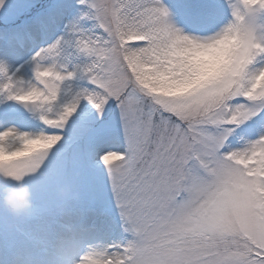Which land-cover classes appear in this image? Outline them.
<instances>
[{
	"label": "snow or ice",
	"instance_id": "snow-or-ice-1",
	"mask_svg": "<svg viewBox=\"0 0 264 264\" xmlns=\"http://www.w3.org/2000/svg\"><path fill=\"white\" fill-rule=\"evenodd\" d=\"M79 3L87 11L34 52L30 76L0 60L7 183L31 187L73 162L106 174L130 238L77 264H264V0ZM217 18L220 32L194 34ZM252 122L256 138L233 148Z\"/></svg>",
	"mask_w": 264,
	"mask_h": 264
},
{
	"label": "rangeland",
	"instance_id": "rangeland-1",
	"mask_svg": "<svg viewBox=\"0 0 264 264\" xmlns=\"http://www.w3.org/2000/svg\"><path fill=\"white\" fill-rule=\"evenodd\" d=\"M164 2L166 4H171L174 2V0H164ZM51 4L53 5V7L58 6L59 8L62 9L63 12L62 16L57 20V22L54 25L48 27L47 30L42 31L41 29H37L34 24V22L39 19L37 15L40 13V11L46 10L49 6H51ZM1 11L2 13L0 12L1 14L0 20H2L3 24L0 25H7L14 23L21 24L24 21L34 18L28 24V28L31 29L32 28L31 25L34 24L36 28V32L34 34L36 36L34 40H36L37 44H39V40H41V37L45 39V37L52 38L54 36L53 39L48 41L44 40L43 43H40L43 47H46L48 44L53 43L58 37L64 35L65 26L68 25L70 22L78 19L83 14V12L87 11V8L85 5H81L79 3V0H64V2L62 3L61 0H52V1L49 0L44 4H40V2L36 0H6L5 5L1 9ZM24 14H28L27 18L26 17L21 18ZM229 19H230V13H229ZM226 22H227L226 20L221 21L219 18H217V20L212 21L208 24L198 26L195 29L194 34H202L203 32H207L208 34H211V29L213 27L218 29L222 23H226ZM85 26L86 27L90 26V22H87ZM177 26L183 27V25L181 24H178ZM57 27H60L61 29H56ZM40 31H42L43 35L39 33ZM34 49H36L35 46ZM22 51H23L22 48L18 49V46H15L13 44L8 45L6 44V42L3 43V40L2 41L0 40V60H6L10 66L13 67L15 63L21 61V58L18 59L19 57L18 52L20 53ZM20 57H22L23 59V56ZM30 58L31 56L29 57V61ZM28 64H30L28 63V61L26 62V65L22 63L23 71L25 72L26 75H27L28 67H30V70L32 69V65L31 64L28 65ZM39 124L40 122L38 120H32L29 123H22L17 121L15 126L20 129H23L24 131H29V130H35V128L39 126ZM256 127H258L257 123H253V124L251 123L242 126L240 129H238L237 135L230 138L231 146L233 148H240L248 140L255 139L256 138L255 136L249 134L248 129L256 128ZM89 165L91 166V164ZM93 180L96 181L98 187L90 190H88L86 188V185L82 182L76 183V185L72 189L71 187L68 188L67 181L65 179H61V177L50 178L38 182V185L41 184V186L43 187L42 190H46L45 192L46 194L44 195L43 192V197H42V201L44 204L40 206L32 207L29 211V214L31 215L30 218L24 219L21 217H17L15 223L9 221L7 213H5V210L0 209V217L2 219V223H0V227L3 229V231L0 232L4 233L2 237H4L6 240L11 238L14 239L16 237L20 241H23L24 238L27 237L32 241L34 240L39 243H43L45 242L46 237H48L52 233H56L54 232L56 230L55 228L56 222H58L59 224V223H63L62 220H64L65 222L75 223L78 219L80 220L82 217L93 216L95 217V219L98 221L99 224L102 225L103 222V225L107 226V228L112 229L110 237L114 239L106 240L107 243L106 245L112 243H120L124 239L130 238V234L124 232L123 230V222L120 218L119 210L116 206L114 197L112 196L111 188L107 182L106 174H101L97 178L93 176ZM78 188H83V190L77 192L78 193L77 195L80 198L82 204L89 203L90 205L93 206V210H89V209L80 210L77 209L76 207H73L70 210H62L59 207H57L63 196L67 195L72 191L75 192ZM44 205H46V209L43 208ZM33 218H36L41 222L37 220H32ZM104 229L106 230V228ZM16 231L18 233L17 235H16ZM12 232H15L14 233L15 235L12 236L8 235ZM100 236L104 237L103 235ZM98 245L99 247L95 245L94 248L97 249L102 246V245L100 246V244Z\"/></svg>",
	"mask_w": 264,
	"mask_h": 264
},
{
	"label": "clouds",
	"instance_id": "clouds-1",
	"mask_svg": "<svg viewBox=\"0 0 264 264\" xmlns=\"http://www.w3.org/2000/svg\"><path fill=\"white\" fill-rule=\"evenodd\" d=\"M227 23V22H226ZM225 25H221L220 32ZM264 36V31L259 33ZM240 44V38H223V42L216 47L221 52H230ZM26 179V178H25ZM8 178L3 172H0V209L6 210L14 216L26 215L32 208V192L27 183L23 181H13L7 183Z\"/></svg>",
	"mask_w": 264,
	"mask_h": 264
},
{
	"label": "bare ground",
	"instance_id": "bare-ground-1",
	"mask_svg": "<svg viewBox=\"0 0 264 264\" xmlns=\"http://www.w3.org/2000/svg\"><path fill=\"white\" fill-rule=\"evenodd\" d=\"M26 60H29V59L27 58ZM21 62H24V61H20L19 63L21 64ZM19 63L15 64L13 66V68L19 67V65H20ZM91 223L95 225V229L97 230V232L99 234L103 235L104 237L94 238L93 239L94 242L92 241L91 243H89L88 244L89 246L85 245L80 253H77L74 250L73 245L65 247L62 244L50 242V246L46 245L45 247H46L47 251L49 252V256L47 257V259L51 262V264H77L80 257L84 253L89 251L90 249L94 248L95 245H97L98 247H99L98 244H100V246L101 245L105 246L107 244L106 240L114 239V238L110 237L111 231L109 228H107V226L102 225V228H99L98 222L94 221V219H91ZM104 228H106V230ZM97 249H99V248H97ZM37 252H39V251H37ZM45 253H46V251H44V254Z\"/></svg>",
	"mask_w": 264,
	"mask_h": 264
}]
</instances>
